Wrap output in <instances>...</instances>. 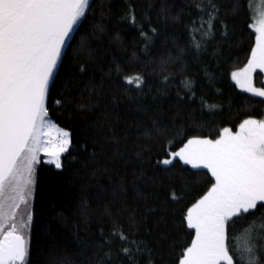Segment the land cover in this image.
Listing matches in <instances>:
<instances>
[{"label": "trees", "instance_id": "1", "mask_svg": "<svg viewBox=\"0 0 264 264\" xmlns=\"http://www.w3.org/2000/svg\"><path fill=\"white\" fill-rule=\"evenodd\" d=\"M251 1L239 0L234 12L236 0H214L220 12L199 50L192 46V29L208 18L196 7L201 0H105L111 9L107 19L100 15L105 9H94L86 28L92 31L99 22L105 31L91 41L92 58H73L69 51L49 102V117L70 133L71 143L61 156L62 169L43 155L37 166L30 264H129L121 252L124 245L113 236L118 229L160 252L164 261L158 256L155 264H176L181 249L194 238L183 215L210 187V173L178 158L171 166L160 162L194 136L216 138L218 131L237 129L248 117L264 118L260 98L243 92L231 79L232 72L247 65L255 46ZM206 30L205 24L201 31ZM84 34L81 30L76 36L73 49ZM195 38L201 40V34ZM178 55L182 62L161 70L162 60ZM81 64L85 74L79 72ZM135 75L144 80L140 90L123 82ZM260 77L256 74V82L262 85ZM185 81L192 82L194 96ZM57 99L70 102L57 107L52 103ZM157 128H166L165 134ZM196 172L207 176L197 179ZM173 192L181 202L171 200ZM132 215L135 229L129 227ZM245 227L243 222L236 226L238 246ZM105 253L110 260L103 259ZM146 260L140 256L139 264Z\"/></svg>", "mask_w": 264, "mask_h": 264}, {"label": "snow or ice", "instance_id": "2", "mask_svg": "<svg viewBox=\"0 0 264 264\" xmlns=\"http://www.w3.org/2000/svg\"><path fill=\"white\" fill-rule=\"evenodd\" d=\"M97 6L105 9L100 13L102 19L110 17L111 9L105 0H0V264H30L33 213L29 205L35 191L36 165L41 163L43 153L49 164L62 169L61 156L71 143L70 133L58 128L49 117V102L69 51L73 58H92L91 41L105 31V25L99 22L92 31L86 28ZM196 7L207 12L208 17L206 21L201 18L199 28L192 29V46L199 50L204 38L212 34L220 8L214 0H201ZM238 9L236 0L233 11ZM260 17L250 59L244 68L231 73V79L243 92L264 103V88L253 83L256 70L264 72V9ZM129 18L135 23L134 14L130 13ZM205 24L207 30L201 31ZM223 26L227 29V25ZM81 30L85 34L73 49ZM198 32L201 40L195 38ZM141 36L150 42L142 30ZM178 61L182 62V55L169 56L161 61V70ZM79 72L86 73L85 65L79 66ZM123 82L136 90L144 84L140 75L125 76ZM184 84L194 96L192 82ZM66 102L70 99L52 101L57 107ZM52 129L56 131L55 138ZM156 132L163 135L166 128H157ZM145 135L151 133L146 131ZM216 135V139L194 136L178 151H170V159L160 162L171 166L178 158L192 169H207L210 173V187L183 215L187 228L194 230V238L181 249L176 264H264V118L248 117L239 123L237 131L224 128ZM193 175L197 179L207 176L200 172ZM137 196L143 198L138 190ZM171 200L179 203L182 197L173 192ZM21 205L25 213L17 218ZM86 207L85 201L82 209ZM106 215H112L107 208ZM129 219V227L135 229V216ZM241 222L246 227L238 246L235 230ZM113 236L124 245L121 252L129 264H139L140 256L147 257L146 264H155L158 256L164 261L160 252L142 240H130L122 229L115 230ZM104 243L110 246L111 242ZM173 248L169 245L170 250ZM103 259L110 260V253H105Z\"/></svg>", "mask_w": 264, "mask_h": 264}, {"label": "rangeland", "instance_id": "3", "mask_svg": "<svg viewBox=\"0 0 264 264\" xmlns=\"http://www.w3.org/2000/svg\"><path fill=\"white\" fill-rule=\"evenodd\" d=\"M251 6H252V9H253V17H254V21H253V23H252V25H253V27H254V29H255V27L256 26H258V22H259V20L261 19V17H260V11H261V9H264V0H252L251 1ZM245 67V66H244ZM243 67V68H244ZM242 69V68H241ZM240 69H238V70H236V71H239ZM256 74H260V79H261V81L263 82V84L262 85H259V84H257V80H256ZM253 83H254V86L255 87H257V88H264V72H261L259 69H257L256 70V72L253 74ZM257 119H259V118H257ZM53 122V121H52ZM54 123V122H53ZM58 128H60V129H63V128H61L59 125H57L56 123H54ZM225 128H229V127H225ZM230 129H232V128H230ZM63 130H65V129H63ZM238 130V128L237 129H232V131L233 132H235V131H237ZM65 131H67V130H65ZM223 131V130H222ZM51 134H52V136H53V138H55V135H56V131H55V129H52L51 130ZM201 138H208V137H201ZM216 138H218V137H216ZM216 138H210V139H216ZM175 151H178V149L177 150H175ZM175 151H173V152H175ZM41 155H43V160H45V161H48V157L47 156H45L43 153L41 154ZM42 157V156H41ZM41 157H40V159H41ZM171 157L170 156H167V157H165L164 159H170ZM163 159V160H164ZM162 160V161H163ZM37 166H38V164L36 165V168H35V176H36V170H37ZM191 166V165H190ZM33 196H34V194H33ZM32 202H33V197H32V199H31V202H30V205H29V207H30V210H31V208H32ZM192 206V205H191ZM190 206V207H191ZM189 207V208H190ZM24 213H25V208H24V206L23 205H21L20 206V208L17 210V213H16V215H17V218H20L21 216H23L24 215Z\"/></svg>", "mask_w": 264, "mask_h": 264}]
</instances>
